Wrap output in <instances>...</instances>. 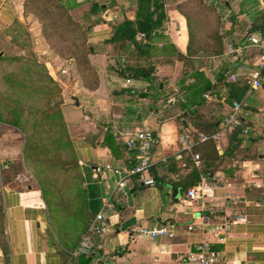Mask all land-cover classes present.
Wrapping results in <instances>:
<instances>
[{
  "label": "crops",
  "instance_id": "1",
  "mask_svg": "<svg viewBox=\"0 0 264 264\" xmlns=\"http://www.w3.org/2000/svg\"><path fill=\"white\" fill-rule=\"evenodd\" d=\"M76 1L78 7L90 6L83 19L94 21L89 38L93 46L90 59L99 84L88 89L77 71L70 74L74 81H70L73 85L69 101L63 98L62 115L77 153L82 187L96 202L90 223L102 209V198L109 197V206L103 209L106 230L101 235L93 233L89 223L86 231L83 227L75 235L73 230L67 236L59 232L49 217L38 183L27 182L24 171L13 168H18L16 164L23 158V133L0 123V264H188V252L201 241L209 242L217 251L216 264H264V212L244 195L249 175L248 169L242 167L249 159L241 163L230 161L233 158L223 159L218 166L210 167L211 181L201 174L198 184L186 190L181 186L189 172L184 168L187 155L192 158V154L180 149L177 137L180 131L197 127L198 112L204 119L217 120L219 129L231 103L229 89L219 74L232 63L231 59L222 55L178 58L175 51L186 54L188 42L185 18L175 6L182 0L158 1L164 14L161 24L148 36L143 31L136 34L139 48L135 42L120 48L109 40L113 25L124 18L134 20L141 16L138 0ZM205 1L223 14L227 33V14L232 8L226 3L222 9L219 0ZM0 6L6 14L22 17V0H0ZM236 19L233 32L226 35L227 44L236 43L247 34L248 29L238 37V15ZM144 45L150 46L151 57L146 55ZM148 64L154 66L152 80L121 75L125 66ZM204 84L210 85L208 92L201 91ZM251 91L264 98L261 89H246L240 99L247 103ZM204 93L209 96L204 97ZM73 96L78 99V106ZM181 103L185 105L181 107ZM144 124L153 129L157 139L151 172L155 184L144 185L131 176L125 187L116 188L113 169L129 167L135 160V151L126 147L125 140ZM228 136L224 133L218 143L198 144L201 161L221 154L228 146ZM245 145L244 141L241 147ZM171 158L173 161L167 162ZM230 164L234 170H228ZM193 186H202L201 197L189 200L186 193ZM210 211L213 221H233L223 243L203 225L204 216ZM239 216L247 221L234 222ZM168 225H173L172 237L150 238L137 231L141 226ZM85 235L95 244L102 243L107 253L97 248L87 254L77 253L78 243Z\"/></svg>",
  "mask_w": 264,
  "mask_h": 264
},
{
  "label": "trees",
  "instance_id": "2",
  "mask_svg": "<svg viewBox=\"0 0 264 264\" xmlns=\"http://www.w3.org/2000/svg\"><path fill=\"white\" fill-rule=\"evenodd\" d=\"M158 1L160 0H138V7L142 12L141 16L136 17L134 20L124 18L119 23L113 25L112 35L109 40L116 42L120 48L125 47L127 42H135L137 48H139V43L135 40L136 34L143 31L145 35L148 36L154 28L161 24L164 14L162 7H160L161 4H159ZM78 6L79 3L76 0H23L24 12H32L37 16L41 24L42 34L49 43V46L60 56L72 58L83 85L88 89H95L99 84V76L96 68L89 59V55L93 53V46L90 44L89 38L94 21L80 23L74 19L71 15V10ZM175 6L185 18L188 35L186 54L182 55L175 51L178 58L191 60L192 57L196 56L221 55L225 51L227 47V43L225 42L226 35L233 32L237 20V15L233 11L228 15L230 26L226 33L224 30L225 22L223 14L213 3H208L205 0H182L176 3ZM96 8L97 7H95V9ZM254 31L260 32L262 37H264V9L258 10L250 22L247 33ZM244 41H246L245 35L236 43H245ZM143 48H146V45H144ZM145 50L148 57L153 55L149 45H147ZM262 50V48L256 46H247L245 49L248 58ZM225 69L220 70L219 76L229 89L228 100L240 99L247 89L245 80L243 77H239L235 82L227 81L223 74ZM153 72L154 66H152V64L146 66H125L122 69L121 75L131 76L135 79L152 80L154 78ZM209 87V84H204L201 91L206 90L205 92H208L207 89ZM49 102L51 101H48L44 108L34 109V112L31 114V124L46 126L44 132L50 133L51 141L53 142L52 146L46 144L42 140L36 139L38 134L35 128H27L24 126L25 119H23L22 113H20L18 108L12 109L6 114L4 109L0 107V122L14 126L23 133V158L27 167H30V156H40L41 153H44L46 156H50L51 160L55 159L52 163H56V160L61 162L60 156L58 155L61 149H64L66 146L72 149L73 161L70 163L63 160L62 163L66 164L64 165L65 168L72 169L74 180L78 185L72 190L73 201L70 200V203L68 201L60 202L64 207H71L72 205V208L67 211L69 217V221L67 222L69 224L63 225L65 222H62V225H60L57 223L54 218V213L56 211L55 207H57V205L52 202L53 199L50 189L43 183L38 182L43 199L49 211V217L56 224L59 232H63V234L67 236L68 232L73 230L75 231V235L77 234L76 232L83 227L85 231L87 230L92 214L96 210V202L90 197L86 188L82 187V174L78 165V157L73 140L69 135L60 110L61 101L53 102L52 105H50ZM184 105L185 103H181V107ZM246 106L250 111V115L246 119L244 125L247 124L250 127L247 133L249 136L246 137L247 134L244 135L241 133V129L244 125L235 127L228 132V146L223 152L212 158H205L199 165H195L191 155L188 154L184 168H188L189 172L187 175L185 174V182L181 184L183 189L186 190L189 186L198 184L201 181V174L205 175L206 180L211 181L213 169L210 167L213 165L218 166L223 159L232 158L235 156L236 151L241 148L242 150L248 151L250 147H256L259 139H264V134L254 135L251 117L255 109L251 108L248 103H246ZM198 113L196 115L198 117L197 127L193 130L184 129L180 131L181 133L189 131L193 135H197L199 132L212 133L217 130V120L204 119ZM109 135L113 136L112 133H109ZM106 136L108 135L105 134L104 140H106ZM244 141H247L248 144L241 147ZM202 143L215 142L206 141L198 144ZM198 144L194 146L193 152H197L196 146ZM251 155L252 154L249 153L243 155L242 160L252 159ZM257 155L260 156V152H258ZM173 159L174 158L168 159L167 162L171 163ZM203 166L207 168H202ZM153 169L154 168L151 167L150 174H152L151 172ZM234 169L235 166L230 164L228 170ZM133 177L138 178V175H134ZM254 190L256 191V196L254 197V202L257 203L256 207H260L259 210L264 212V187H254ZM248 197L251 200V197ZM70 235L72 236V233H70ZM86 260L87 259H85V261Z\"/></svg>",
  "mask_w": 264,
  "mask_h": 264
},
{
  "label": "rangeland",
  "instance_id": "3",
  "mask_svg": "<svg viewBox=\"0 0 264 264\" xmlns=\"http://www.w3.org/2000/svg\"><path fill=\"white\" fill-rule=\"evenodd\" d=\"M226 3L239 16L241 25L237 27L240 28L238 37L248 29L247 24L251 22L256 12L264 9V0H219V6L222 9L226 8ZM88 9L90 6L73 8L71 15L78 22L84 23L83 13ZM3 11L4 9L0 6V107L6 114L18 108L25 119L24 126L35 128L38 134L36 139L52 146L50 133L44 132L46 126L32 125L31 114L34 109L44 108L48 101H51L50 105L61 101L62 113L63 98L69 101V90L73 85L70 81H74L70 78V74L77 71L74 60L60 56L49 46L35 14L24 12L23 8L22 17L18 19L13 16L14 14L9 15ZM229 14L228 12L227 17ZM90 57L89 55V59ZM63 69L64 73H62ZM260 89L264 91V82ZM245 101L255 109L252 114L254 135H263L264 98L256 91H251ZM248 136L249 134L246 135ZM245 143L248 144L247 141ZM258 152L260 156L257 155ZM248 153L252 154V159L248 161L246 167H242V169H248L247 174L249 175L245 182L247 191L244 195L250 196L252 202L255 203L254 187H257V184L258 187H264V139H259L258 145L250 147L248 151L242 148L236 151L230 161L241 163L243 155ZM72 154V149L66 146L58 154L61 162L56 160V163H52L55 159L51 160L50 156L41 153L40 156H30V167L25 165L24 158L18 160L16 164L18 168L13 167L14 170L24 171L27 182L36 181L38 185L40 182L50 189L52 202L57 205L54 218L60 225L62 222H65L63 225H67L69 221L67 211L72 208V205L64 207L60 202L73 201L72 190L78 185L74 180L72 169L65 168L66 164L62 163L63 160L71 163ZM253 203H251L252 206H255Z\"/></svg>",
  "mask_w": 264,
  "mask_h": 264
},
{
  "label": "built area",
  "instance_id": "4",
  "mask_svg": "<svg viewBox=\"0 0 264 264\" xmlns=\"http://www.w3.org/2000/svg\"><path fill=\"white\" fill-rule=\"evenodd\" d=\"M143 35V34H142ZM246 43H228L225 51L221 54L224 57L231 59V64L223 71L227 81L235 82L239 77H243L247 90H258L262 87L264 82V37L258 31L247 33L245 35ZM247 46L260 47L263 50L248 58L246 55ZM65 70H62L64 73ZM206 93L204 97H208ZM250 115V111L246 103L242 99H232L230 109L227 111L220 121L219 129L212 133L199 132L193 135L187 131L181 133L177 137L180 149L183 151L191 152L192 159L198 165L201 158L199 153L193 152L196 144L206 141H213L218 143L224 133L230 132L237 126L244 125L246 119ZM250 130L249 125L245 124L242 129V134H247ZM157 139L153 129L144 124L142 127L129 133L125 145L128 149L135 151V161L131 166L122 168H114L113 171L117 175L116 188L122 189L126 186L129 177L138 175V178L144 185L153 186L155 181L150 174V169L153 166V147ZM108 169H112L107 165ZM202 186H193L187 190L186 197L189 200H196L201 197ZM109 206V197L102 198V209L95 215V218L89 225V230L96 234H103L106 230V224L103 217V209ZM212 211L204 216L203 225L208 227L214 234L216 240L223 243L229 237L231 231V224L233 221L221 220L213 221L211 216ZM246 222L245 217H237L234 222ZM190 228V227H189ZM138 234L155 238L158 236L172 237L174 235L173 225L159 226V227H145L138 228ZM101 249L103 254L106 250L102 243L95 244L90 236H83L77 246V253H89L93 249ZM188 264H216L218 253L214 247L206 241H201L195 245V248L188 252L186 256Z\"/></svg>",
  "mask_w": 264,
  "mask_h": 264
},
{
  "label": "water",
  "instance_id": "5",
  "mask_svg": "<svg viewBox=\"0 0 264 264\" xmlns=\"http://www.w3.org/2000/svg\"><path fill=\"white\" fill-rule=\"evenodd\" d=\"M73 99H74V101H75V105H79V102H78V99L75 97V96H73Z\"/></svg>",
  "mask_w": 264,
  "mask_h": 264
}]
</instances>
